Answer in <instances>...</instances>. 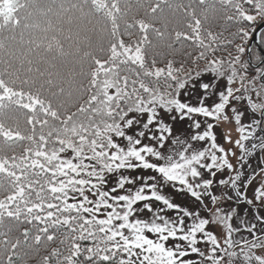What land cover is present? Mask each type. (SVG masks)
I'll list each match as a JSON object with an SVG mask.
<instances>
[{
	"label": "snow or ice",
	"instance_id": "snow-or-ice-1",
	"mask_svg": "<svg viewBox=\"0 0 264 264\" xmlns=\"http://www.w3.org/2000/svg\"><path fill=\"white\" fill-rule=\"evenodd\" d=\"M0 264H264V0H0Z\"/></svg>",
	"mask_w": 264,
	"mask_h": 264
}]
</instances>
